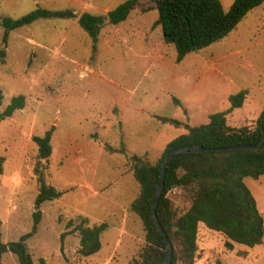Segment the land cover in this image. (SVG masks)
Returning <instances> with one entry per match:
<instances>
[{"label":"rangeland","instance_id":"374dc122","mask_svg":"<svg viewBox=\"0 0 264 264\" xmlns=\"http://www.w3.org/2000/svg\"><path fill=\"white\" fill-rule=\"evenodd\" d=\"M125 0H0V112L10 98L25 105L0 120L1 240H17L33 225L39 172L60 197L40 204V220L26 239L34 264H127L145 243L140 219L130 210L139 193L132 155L154 163L168 141L209 115L228 110L229 97L247 94L226 114L231 126H251L264 107V1L250 9L222 39L176 61L164 43L156 10H132L124 23L102 24ZM234 0H220L228 11ZM37 8L71 10L74 17H39L8 31L3 18L17 19ZM82 12L99 16L93 38L77 22ZM143 32V33H141ZM176 119V126L162 121ZM52 128L51 153L38 161L33 136ZM38 171H35V168ZM264 219V175L245 177ZM172 207H188V195L167 192ZM105 223L101 247L77 252L73 227ZM220 232L199 225L194 264H264L262 243L226 249ZM2 264H18L7 252Z\"/></svg>","mask_w":264,"mask_h":264},{"label":"trees","instance_id":"16d2710c","mask_svg":"<svg viewBox=\"0 0 264 264\" xmlns=\"http://www.w3.org/2000/svg\"><path fill=\"white\" fill-rule=\"evenodd\" d=\"M264 0H234L228 11H224L220 0H125L111 9L108 14L111 23H119L127 18L132 10L145 13L158 12L153 26H160L163 42L173 44L176 61L199 48L222 39L241 18ZM74 17L71 10H48L37 8L17 19L3 18L4 38L8 31L31 23L39 17ZM99 16L83 12L77 18L80 27L93 38L98 33ZM246 90H240L229 97L231 107L223 112L209 115L205 124L188 126L187 130L171 139L164 146L158 159L150 164L139 156L132 155V174L139 185L138 195L131 201L130 210L138 216L145 231L144 245L139 258L127 264H159L165 255L163 236L150 216V205L166 155L178 147L200 144L205 147H226L236 144H252L264 133V107L253 125L231 126L226 122V114L242 105ZM2 94L0 91V105ZM25 105L23 95L10 98L0 112V120L10 117L15 110ZM164 122L179 126L176 119L162 118ZM52 128L43 136H33L38 146V161L47 159L51 153L50 139ZM4 158L0 155V172ZM38 171V168H35ZM264 175V143L261 147L214 150L200 153H177L169 161L164 187L156 206L157 219L172 246L170 264H194L197 253V233L200 224L210 230L220 232L226 249H233L234 243L249 247L262 243L264 219L256 201L244 184L245 177L258 178ZM39 192L35 197L33 225L30 232L17 240H1L0 220V264L4 253L15 254L18 264H34L26 239L31 236L40 220L39 206L47 200L60 197L61 191L44 182L39 172ZM180 188L188 195V207L177 212L167 192ZM83 218L73 229L79 234L77 252L82 256L96 253L100 247V235L105 223L87 225ZM42 264V260H41Z\"/></svg>","mask_w":264,"mask_h":264},{"label":"water","instance_id":"95a60500","mask_svg":"<svg viewBox=\"0 0 264 264\" xmlns=\"http://www.w3.org/2000/svg\"><path fill=\"white\" fill-rule=\"evenodd\" d=\"M105 21L109 22L111 21L110 16L108 13L105 14ZM103 20V21H104ZM264 143V133L260 137V139L252 144H236V145H231V146H226V147H205L200 144H191V145H185L178 147L174 150H171L163 160L162 166H161V172L157 181L156 189L153 195V199L151 201L150 205V216L151 219L160 232V234L163 236L164 244H165V255L163 259L159 262V264H170L171 262V257H172V246L170 241L168 240L163 228L161 227L157 215H156V206L158 204L160 195L162 193L163 187H164V178H165V173L166 169L168 166L169 161L173 158V156L177 153H182V152H191V153H200V152H207V151H214V150H227V149H236V148H259L263 145Z\"/></svg>","mask_w":264,"mask_h":264},{"label":"crops","instance_id":"0c3cea01","mask_svg":"<svg viewBox=\"0 0 264 264\" xmlns=\"http://www.w3.org/2000/svg\"><path fill=\"white\" fill-rule=\"evenodd\" d=\"M105 7H107V9H106V11H105V13H104V16H103V18H102V24H105V23H108L109 25H112V26H114V25H117V24H120V23H124L125 21H126V19L128 18V16H127V18L125 19V20H123V21H120L119 23H116V24H114V23H111V21H109V22H107V21H105L104 19H105V14L106 13H108L111 9H112V7L110 6V5H106ZM152 11V10H151ZM73 13H74V11H72ZM83 13V12H82ZM81 13V14H82ZM146 13V12H145ZM262 14L264 15V8H262ZM94 15V14H93ZM97 16V15H96ZM104 20V21H103ZM141 33H143V32H141ZM165 43V42H164ZM200 225H203V224H200ZM204 226V225H203ZM225 238V237H224ZM235 244V243H234ZM4 254H6V253H4ZM3 254V255H4ZM3 257V256H2Z\"/></svg>","mask_w":264,"mask_h":264}]
</instances>
